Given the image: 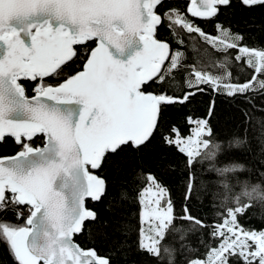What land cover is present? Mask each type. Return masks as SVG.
I'll list each match as a JSON object with an SVG mask.
<instances>
[{
	"label": "snow or ice",
	"instance_id": "1",
	"mask_svg": "<svg viewBox=\"0 0 264 264\" xmlns=\"http://www.w3.org/2000/svg\"><path fill=\"white\" fill-rule=\"evenodd\" d=\"M164 0H0V140L11 136L22 145L16 156L0 157V212L9 206L28 208L23 225L0 220V240L9 246L16 264H113L95 249H82L74 241L97 215L86 204L107 193L106 182L93 175L125 150L140 151L159 133L161 140L185 157V201L196 189L193 168L207 162V186L216 222L191 214L185 204L177 216L167 189L143 170L146 183L137 193L140 205L138 248L153 264H175V244L184 248L188 232L211 227L217 241L203 259L187 264H264V230L246 229L240 218L253 208L264 209V153L254 168L238 163L230 149L248 142L247 136L218 138L204 119L188 118L185 137L175 126L161 127L167 106L186 103L207 85L229 97L264 91V49L242 46L243 37L217 24L216 37L205 34L176 8L163 16ZM231 0H191L192 17L211 20ZM245 6H264V0H241ZM167 23L177 43L183 33L198 36L218 52L235 49V60L253 70L251 80L234 84L227 60L215 74L203 60L186 63L183 51L173 52L157 39ZM94 41L95 47L88 48ZM87 51L82 70L56 85L45 78L60 77L65 66ZM216 68V64H211ZM184 73L187 91L170 96L149 92ZM38 82L28 97L21 81ZM194 125V127H193ZM43 136L42 148L24 140ZM121 191L118 197L126 199ZM18 213L17 218H21ZM180 221V224H177ZM147 225V227H145ZM171 237L173 243L167 241Z\"/></svg>",
	"mask_w": 264,
	"mask_h": 264
},
{
	"label": "trees",
	"instance_id": "2",
	"mask_svg": "<svg viewBox=\"0 0 264 264\" xmlns=\"http://www.w3.org/2000/svg\"><path fill=\"white\" fill-rule=\"evenodd\" d=\"M171 8L179 9L187 19L197 25L205 34L216 37V25L230 28L232 33L243 37L242 46L250 49H264V6H245L241 0H231L228 6H220L219 14L211 20L199 19L188 14V2L181 0H164L163 6L157 9L162 15ZM184 43H177L167 23L158 27L157 39L167 42L173 52L177 49L183 51L186 63L191 65L197 59L209 65L206 69L216 73L221 71L219 64L227 60L228 69L232 73L231 82L234 84L251 80L253 70L235 60V49L228 52H218L208 43H205L198 34L183 33ZM95 46L94 41L88 42V48ZM79 58L65 66L60 77L45 78L44 83L56 85L68 75L82 70L87 49L76 46ZM217 67H211V64ZM26 95L34 94L36 81H21ZM161 87L170 96H182L187 87L184 82V73H178L174 80L161 85L153 84L147 89L149 92H159ZM204 91L197 92L184 104L167 106L161 127L165 130L175 126L181 135L189 133L188 118L193 120L204 119L208 122L213 133L226 142L227 139L248 138L247 143L235 146L230 151L235 155L238 163L245 164L250 169L255 167V162L260 160L264 153V91L249 92L246 95L229 97L221 92L213 91L207 85L202 86ZM194 127V125H193ZM43 136H35L31 141H24L36 148L42 146ZM22 145L14 139L5 137L0 142V157L10 156L22 150ZM185 157L175 148H170L161 140L159 133L147 143L140 151L130 149L121 152L116 157H109L101 168L92 171L97 177L106 182L107 193L99 201H87L86 206L95 211V222H87L84 231L75 235L74 241L82 249H95L99 256L111 257L113 264H153L152 258L138 248L140 227V205L137 202V193L146 183L139 178L141 170L145 174H153L167 189L166 199L170 198L177 216L182 215L185 204L191 214L212 225L216 222L217 208L211 200L214 187L207 186V162L196 164L193 168L196 177V189L192 198L185 201V187L187 168ZM254 181H264V176L258 173L251 177ZM125 192L126 199L118 197L119 192ZM0 220L12 225H23L24 219L17 218L13 208L0 212ZM239 223L246 229L264 230V209L253 208L246 216L240 218ZM180 224V221H177ZM172 244L171 237L167 241ZM217 243L211 236V227L195 229L187 233L184 248L179 243L175 244V264H187L189 259L204 258L209 247ZM0 264H16L9 251V246L0 240ZM231 264H238L237 259H232Z\"/></svg>",
	"mask_w": 264,
	"mask_h": 264
},
{
	"label": "water",
	"instance_id": "3",
	"mask_svg": "<svg viewBox=\"0 0 264 264\" xmlns=\"http://www.w3.org/2000/svg\"><path fill=\"white\" fill-rule=\"evenodd\" d=\"M181 1H187L188 2V7L190 6V4H191V0H181ZM190 15V14H189ZM191 16V15H190ZM195 18H197V17H195ZM200 19V18H199ZM96 46V45H95ZM35 95V94H34ZM31 97V96H30ZM6 137H9V138H12V139H14L13 137H11V136H6ZM15 140V139H14ZM0 141H2V140H0ZM44 143H45V138H44ZM44 143H43V145L42 146H39L40 148H42L43 146H44ZM37 148V147H36ZM19 152H17L16 154H13V155H10V156H4V157H11V156H16L17 154H18ZM90 170H96V169H90ZM93 174V173H92ZM93 175H95V174H93ZM88 201H92L91 199H89ZM92 202H94V201H92ZM76 243V242H75ZM77 244V243H76ZM78 245V244H77Z\"/></svg>",
	"mask_w": 264,
	"mask_h": 264
},
{
	"label": "built area",
	"instance_id": "4",
	"mask_svg": "<svg viewBox=\"0 0 264 264\" xmlns=\"http://www.w3.org/2000/svg\"><path fill=\"white\" fill-rule=\"evenodd\" d=\"M19 212L22 213L23 211H20V210H19Z\"/></svg>",
	"mask_w": 264,
	"mask_h": 264
},
{
	"label": "rangeland",
	"instance_id": "5",
	"mask_svg": "<svg viewBox=\"0 0 264 264\" xmlns=\"http://www.w3.org/2000/svg\"><path fill=\"white\" fill-rule=\"evenodd\" d=\"M145 227H147V225H145Z\"/></svg>",
	"mask_w": 264,
	"mask_h": 264
}]
</instances>
